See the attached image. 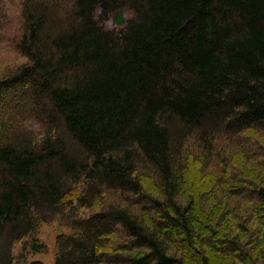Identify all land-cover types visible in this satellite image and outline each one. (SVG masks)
I'll use <instances>...</instances> for the list:
<instances>
[{
  "label": "trees",
  "instance_id": "obj_1",
  "mask_svg": "<svg viewBox=\"0 0 264 264\" xmlns=\"http://www.w3.org/2000/svg\"><path fill=\"white\" fill-rule=\"evenodd\" d=\"M23 1L27 63L0 79V264L61 216L55 264H263L264 0ZM236 193L260 226L241 237L205 207Z\"/></svg>",
  "mask_w": 264,
  "mask_h": 264
},
{
  "label": "rangeland",
  "instance_id": "obj_2",
  "mask_svg": "<svg viewBox=\"0 0 264 264\" xmlns=\"http://www.w3.org/2000/svg\"><path fill=\"white\" fill-rule=\"evenodd\" d=\"M23 9V0H0V79L15 72L18 68L22 67L24 64L27 63V60L20 54L17 49L18 44L21 42L25 31ZM108 26L112 27L111 23L108 24ZM245 136L247 135L245 134ZM251 136L256 139H253L254 141H257L258 139L264 143V140L262 139V137L264 138V135H259L258 132H253ZM234 141L235 150L241 151L240 148L246 147V142L242 137H236L234 138ZM240 145H242V147H240ZM238 157V160L236 159V165H234L232 168L233 171H242L248 174L249 176H255L253 175L254 173H251V170L254 171V164H258L260 159L250 161L249 159L247 160L244 157ZM212 165L213 162L209 164V168H212ZM215 171L216 170H214V172ZM217 175L218 173H215V176ZM207 179L208 178H202L198 176V174L193 170L188 171V176L186 178L185 185L187 195L196 194V198L201 201V203H204L199 193L208 190V188L210 187L211 183ZM145 186L147 188H150V190L154 189V186L150 181H146ZM235 189L240 190V193L244 191L242 189V186H238ZM108 198L110 203L118 201L117 197L113 194L112 196L109 195ZM211 199L215 201V205H211L208 203L205 204V207L209 211L211 209L213 210L212 217L215 219L216 223H221V221L224 222L225 227L229 229V235H231L232 237H241V231H238L236 229V226H240L243 229H247L246 231L254 232V230L256 229V225H258L253 222L256 220V217H254L256 213L248 214V212H244V209L248 206V203L244 202L245 200L241 199V196L238 193L225 197L222 207L218 209L217 200L214 199V196ZM199 201L197 202V207L200 209L202 208L204 210V206ZM237 206L241 208L242 212L238 211ZM224 207L232 209V217L223 211ZM75 213H77V215L80 217H86L90 215L91 212L89 209L85 208L72 210L68 214V218L70 219V217ZM243 216L245 219H243ZM249 218H251V220L247 222ZM67 222L68 220L64 216L58 217L55 221H52L51 223L42 224L33 237L24 239L22 242L16 244L13 250L16 264H24L29 262L31 263L35 261H39L44 264H55L57 255V236L60 234H70L72 231L71 228L67 225ZM259 228L260 226L258 225L257 230ZM35 239L38 241V245L36 244L37 246H34V248L42 247L41 252H34L31 250L32 248H30ZM258 255H264V248L261 252L260 250H258ZM211 257L213 263L223 264L220 263V261L216 262L213 259V255H211ZM256 259L258 260V258Z\"/></svg>",
  "mask_w": 264,
  "mask_h": 264
}]
</instances>
